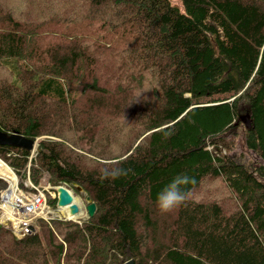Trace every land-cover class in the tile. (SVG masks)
Returning a JSON list of instances; mask_svg holds the SVG:
<instances>
[{
	"label": "trees",
	"instance_id": "16d2710c",
	"mask_svg": "<svg viewBox=\"0 0 264 264\" xmlns=\"http://www.w3.org/2000/svg\"><path fill=\"white\" fill-rule=\"evenodd\" d=\"M180 1L0 0V129L40 138L35 184L96 204L0 225V264H264V0ZM245 114L255 166L223 135ZM29 153L0 144L23 187ZM178 175L187 199L162 212Z\"/></svg>",
	"mask_w": 264,
	"mask_h": 264
},
{
	"label": "built area",
	"instance_id": "2783aa9c",
	"mask_svg": "<svg viewBox=\"0 0 264 264\" xmlns=\"http://www.w3.org/2000/svg\"><path fill=\"white\" fill-rule=\"evenodd\" d=\"M34 156L33 154L30 156V160ZM28 180L26 182L27 187L22 188L18 185L17 180H13L17 186L19 196L16 197L17 200H22L28 202L27 204L23 205L22 207L25 208L22 211V215H18L12 212H6L4 210H0V222L6 225H10L14 228V232L18 237L25 235L26 233L30 232V226L34 222V220L38 217L50 218L53 216L58 215V213H50V206L48 204L46 190L49 188V174L45 172L41 182L38 185L33 184L31 179L29 178V170H28ZM11 182H9V187L11 186ZM8 187V188H9ZM6 188L5 190H7ZM1 191L0 196V206H6V202L3 199L4 191ZM17 205L20 206V202H17ZM44 205L46 206V210L44 212H40V207ZM13 206L18 209L15 202ZM35 211L36 214L31 215H24L29 212Z\"/></svg>",
	"mask_w": 264,
	"mask_h": 264
},
{
	"label": "rangeland",
	"instance_id": "374dc122",
	"mask_svg": "<svg viewBox=\"0 0 264 264\" xmlns=\"http://www.w3.org/2000/svg\"><path fill=\"white\" fill-rule=\"evenodd\" d=\"M173 4L179 6L180 8H182L181 5V1L180 0H171ZM236 146L234 148L233 151H231L230 153H228L227 155L234 158L235 160L245 163L249 166H255V165H259L261 163H263V159L252 149H250L247 144H246V140H245V132H244V123H242L241 125L238 126L237 132H236ZM40 138L37 139V145H38V141ZM26 182V180H25ZM9 187V184L7 185L6 188ZM66 187V186H65ZM69 190L72 192V194L77 198L80 207L82 209V213L77 217V218H86L88 216V210H87V206H88V199H84L83 197V192L80 194H76L72 189L69 188ZM58 191V190H57ZM1 196V194H0ZM50 206V213L54 212L57 213V208L58 206ZM50 216H52V214H50ZM67 216V215H66ZM41 217H38L36 219H39Z\"/></svg>",
	"mask_w": 264,
	"mask_h": 264
},
{
	"label": "water",
	"instance_id": "95a60500",
	"mask_svg": "<svg viewBox=\"0 0 264 264\" xmlns=\"http://www.w3.org/2000/svg\"><path fill=\"white\" fill-rule=\"evenodd\" d=\"M242 121L246 127L251 125V121L248 114L242 115L239 120L236 121L235 126L232 129L225 132L224 136H229L230 134L236 133L238 129V124ZM36 141L32 138L26 137L20 133L12 132L9 133L7 131L0 129V144L1 145H10L14 147H18L24 149L26 151H31L35 146ZM63 190L61 191L59 197V205H66L70 203L71 197L69 195V190L65 187H62ZM78 189H81L80 187ZM89 216H92L96 210V204L90 203L87 206ZM32 231L35 230V226L31 225ZM125 264H134V260L131 259L127 261Z\"/></svg>",
	"mask_w": 264,
	"mask_h": 264
},
{
	"label": "bare ground",
	"instance_id": "6f19581e",
	"mask_svg": "<svg viewBox=\"0 0 264 264\" xmlns=\"http://www.w3.org/2000/svg\"><path fill=\"white\" fill-rule=\"evenodd\" d=\"M0 175L6 176L7 178H11L12 180L15 178L11 168L4 163L2 160H0ZM63 190V188H60V192ZM69 195L71 197L70 203L61 206V209L70 217L80 215L82 213V209L80 207V204L77 200V198L72 194V192L69 190ZM19 196L17 186L14 181L11 182V186L4 191L3 193V199L7 204L5 207L0 206V210H4L6 212H12L16 213L18 215H22V211L25 210L22 206L27 204L28 202L17 200L16 197ZM16 204L18 209H16L13 204ZM17 202H20V206L17 205ZM46 210V206L42 205L40 207V212H44ZM33 215L36 214L35 211L29 212L24 215Z\"/></svg>",
	"mask_w": 264,
	"mask_h": 264
},
{
	"label": "clouds",
	"instance_id": "9594fccd",
	"mask_svg": "<svg viewBox=\"0 0 264 264\" xmlns=\"http://www.w3.org/2000/svg\"><path fill=\"white\" fill-rule=\"evenodd\" d=\"M122 169H105L102 172V177L115 178L121 175ZM188 183L186 175H178L174 177L168 184H166L156 195V203L162 212H167L175 206L183 204L187 199V193L183 189V185Z\"/></svg>",
	"mask_w": 264,
	"mask_h": 264
}]
</instances>
